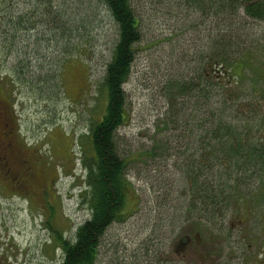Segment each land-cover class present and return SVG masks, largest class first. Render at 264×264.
Instances as JSON below:
<instances>
[{
    "label": "rangeland",
    "instance_id": "1",
    "mask_svg": "<svg viewBox=\"0 0 264 264\" xmlns=\"http://www.w3.org/2000/svg\"><path fill=\"white\" fill-rule=\"evenodd\" d=\"M51 6L52 14L57 13L55 7L61 8L74 26L66 39L55 37L59 32L56 18L48 15ZM134 6L142 17L144 39L125 84L129 119L119 129L117 140L121 153L130 155L126 176L136 193L133 190L128 198L130 218L112 225L105 234L100 264H147L142 261L149 257L152 264H264V193L259 196L261 204L248 209L249 194L260 182H253L249 189L236 186L242 196L231 201L225 217L203 216L213 222L204 218L209 228L199 239L209 237L213 243L209 241L208 248L196 250L194 243L186 246L177 239L189 229V222L182 221L192 215L194 221H201L196 211L187 212L196 199L191 187L200 166L196 163L193 171L188 169L187 164L196 158H184L179 148L192 141L196 118L209 116L211 108L218 109L217 91L211 90L213 98L206 102L197 98L198 105H203L201 111L197 103L193 108L188 102H195L192 94L170 100L177 93L173 82L189 80L202 69L207 54L224 45L229 53L237 54L264 43V24L253 22L244 29L245 19L235 18L237 10L226 21L230 28L221 30L213 15L215 7L203 11L185 0H135ZM33 12L40 19L36 24L39 33H24L8 43L1 30L4 17L11 13L34 17ZM0 30V83L7 84V75H16L18 65H27L29 70L21 76L23 82L16 80L20 83L10 88L14 106L9 116L17 118L18 130L6 137L13 140L12 153L5 148L2 154H6L0 156V264H59L63 252L56 235L73 239L78 226L91 216L84 162L91 154V128L105 112L103 80L117 28L100 0H0ZM224 103L243 120L231 100L227 103L224 98ZM262 117L263 110L257 109L251 119ZM7 127L5 132L14 128L10 122ZM187 137L191 138L185 143ZM142 150L156 154L137 161L136 151ZM209 160H202L208 170L196 179L211 181V187L218 188L217 160L211 155ZM228 172L225 177L235 178L239 171L231 168ZM261 177L264 179V173ZM190 225L192 230L193 223ZM232 225L241 226V231L229 234ZM178 241V254H172ZM248 255L250 261L245 259Z\"/></svg>",
    "mask_w": 264,
    "mask_h": 264
},
{
    "label": "trees",
    "instance_id": "2",
    "mask_svg": "<svg viewBox=\"0 0 264 264\" xmlns=\"http://www.w3.org/2000/svg\"><path fill=\"white\" fill-rule=\"evenodd\" d=\"M185 1L203 11L215 7L213 15L218 19L221 30L230 28L226 21L230 20L229 17L233 13L236 16L238 10L235 3L238 0ZM100 2L117 28V40L112 58L107 62L105 68L103 80L107 95L105 112L102 118L91 128V154L87 156V160L84 162L88 169L86 182L89 187L88 201L91 207V216L78 226L73 239H65L61 234L56 235V241L63 252V258L59 264H100V256L106 243L104 236L112 225L123 224L130 218L131 214L127 213L128 198L133 190L135 192L132 182L126 176L127 158L130 155L121 153L117 134L129 119L125 84L131 76L132 66L137 58L140 43L144 39L141 26L142 17L137 13L134 6L135 0H100ZM52 8L54 7H49L48 15H53L56 18L54 25L55 30H58L59 33H56L55 37L62 35L66 39L68 32H71L72 29L70 26H73L71 20L67 19L61 8L57 9L55 7L57 13L52 14ZM247 13L249 16L264 19V7L256 9V7L249 6L247 7ZM33 14L34 17L28 13H11L4 17L1 30L8 43L16 41L24 33L31 31L39 33L36 24L40 22V19L35 12ZM32 17L33 19H31ZM29 18L31 21L28 20ZM235 18H238V16ZM230 25L232 26V23ZM221 45H224V43L222 42ZM69 46L72 48V45ZM10 48L12 49L11 46ZM217 50L207 54L204 58L201 57L205 59V63H202V69L198 70L197 73L194 72L195 75L191 74L193 77L191 76L189 80L173 82L172 88L177 93L171 94L170 100L177 95L183 100L192 94L195 102L190 100L188 102H191L194 108L197 98L200 97L206 102L212 97L211 90H216L217 93L214 95H217L216 103L218 106V109L217 107L210 109L209 116L196 118L197 130L193 126L191 127L192 141L179 148L180 154L184 158H196V161L193 159L190 161L191 164L187 165L188 169L193 171L196 163H199L200 170L195 172L197 178H203L204 173L207 172L208 168H205V161L202 160L206 159V163H210V155L217 160L215 171L220 176L218 177V181H220L218 188L211 187V181L201 180L198 182L195 177L191 189L192 195L196 199H192L193 201L187 212L189 214L195 211L199 213L196 215L201 216L200 220L204 226L201 221H194L195 215L189 216L186 218L187 221H182V224L189 222L186 224L189 227L188 232L182 233L177 238L179 240L184 238L187 240V237H190L188 235H191V233L193 238L196 234H200L201 238L209 228V225L204 223V218L213 223L210 217L203 216L218 214L225 217L230 211L228 207L231 201L242 196L241 189L238 190L236 186L245 189V185L260 182L256 190L249 194L251 197L248 205L252 207L261 204L259 196L264 193V179L261 177L264 173V170L261 169V166L264 165V117L258 120L251 119L257 109L264 112V107L257 108L260 102L264 103V61H260L261 56L264 55L262 54L264 53V43L250 47L249 50L239 51L237 54L234 52L229 53L225 45L223 49ZM15 68L16 75L8 74V78L6 77L7 84L0 83V92L2 90L8 92L11 106H14V99L12 98L13 90H10V88L15 87L21 81L23 82L21 76L29 72L27 65L25 67L24 65H18ZM16 80H20V82ZM247 80H249V84L246 86L244 82ZM223 97L227 99V103H230L231 100L232 105L237 107V110L242 114L243 120L235 116L234 110L230 109L229 111L225 107ZM243 98L248 99L242 100ZM202 107L203 105L199 104L197 106L199 110H197L201 111ZM16 120L17 118L12 115L8 118V122L12 123L14 127H12V130L15 132L18 130ZM166 124L168 125V123ZM201 126L204 128H200ZM10 137L8 138V144L13 145V140L11 141ZM189 138L191 137H187L185 143L190 140ZM136 152L137 161H140L144 156L156 154L152 150ZM231 168H236L239 172H237V175L235 174V178L225 177L224 173H227ZM228 176H230L229 172ZM231 185H233V190ZM221 198L227 199L221 200ZM138 199L140 198L138 197ZM206 203L208 204L207 209L204 208ZM192 217L193 229L191 230L190 221ZM185 230L183 229V231ZM214 236L211 235V237ZM186 240L184 239V242H187ZM209 241L210 244L213 243L209 237L201 240L200 246L208 248ZM178 243L179 241L172 247H176ZM111 246L117 248L114 243H111ZM221 247L223 249L224 246ZM149 252L150 248H147V253ZM214 253L208 252L207 254L212 255ZM142 262L152 264V258L149 257Z\"/></svg>",
    "mask_w": 264,
    "mask_h": 264
},
{
    "label": "flooded vegetation",
    "instance_id": "3",
    "mask_svg": "<svg viewBox=\"0 0 264 264\" xmlns=\"http://www.w3.org/2000/svg\"><path fill=\"white\" fill-rule=\"evenodd\" d=\"M237 7H238V17L239 18H243L245 19V22L243 24V28L244 29H248V26L249 25H252L253 22H257V23H261V24H264V19L262 18H257V17H253V16H249L248 13H247V7L249 6H252V7H256V9H259V7H264V0H238L237 2L235 1ZM242 24V22H239L237 25L240 26ZM236 25V23H235ZM10 97L8 96V92H4L2 90V92H0V156H3L5 154H2V151L7 148V153H12L13 151V148H12V145H9L8 144V138H6L8 136V133H10V131H13V130H7V132H5L7 125H8V118H9V110H10V107H11V104H9V101H10ZM253 183H250L248 185H245V189H249L250 186H252ZM257 188V187H256ZM251 208H248L249 210H252V206H250ZM240 227L241 226H238L236 228H234V225H232V230L229 232V234L237 229L240 230ZM239 237L240 235L237 234ZM200 237H199V234H196L194 236V238H190L188 237V240L189 241L186 246H189L190 244H195V247H196V250H197V247L198 248H201L200 246ZM241 239V238H240ZM180 243H178V245L176 247H172V254H178L176 251H178V247ZM184 244V243H182ZM233 244V242H232ZM226 245H228V241L226 243ZM185 246V245H184ZM184 246H181L184 247ZM235 245H233L234 247ZM180 255V254H179ZM245 259L247 261H250V256L248 255V257L246 256ZM257 263H258V260H257Z\"/></svg>",
    "mask_w": 264,
    "mask_h": 264
},
{
    "label": "water",
    "instance_id": "4",
    "mask_svg": "<svg viewBox=\"0 0 264 264\" xmlns=\"http://www.w3.org/2000/svg\"><path fill=\"white\" fill-rule=\"evenodd\" d=\"M184 239L186 240V238H184ZM184 239H182V240H183V242H182V243H184V244H185L186 242H184ZM186 241H187V240H186ZM187 243H188V241H187Z\"/></svg>",
    "mask_w": 264,
    "mask_h": 264
}]
</instances>
